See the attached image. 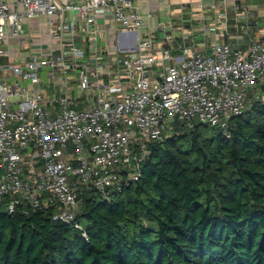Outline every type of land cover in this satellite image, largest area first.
<instances>
[{
  "label": "built area",
  "instance_id": "built-area-1",
  "mask_svg": "<svg viewBox=\"0 0 264 264\" xmlns=\"http://www.w3.org/2000/svg\"><path fill=\"white\" fill-rule=\"evenodd\" d=\"M13 1L23 7L0 0V205L9 214L52 206L55 219L81 227L84 193L109 198L139 179L149 141L197 123L227 128L264 86V35L251 36L248 3L235 24L240 42L250 37L243 48L200 39L193 20L206 18L204 1L159 36L141 33L134 0ZM230 1H213L210 29L217 32ZM66 9L79 21L66 20ZM39 15L58 44L10 59L9 32L20 36L23 20Z\"/></svg>",
  "mask_w": 264,
  "mask_h": 264
},
{
  "label": "trees",
  "instance_id": "trees-1",
  "mask_svg": "<svg viewBox=\"0 0 264 264\" xmlns=\"http://www.w3.org/2000/svg\"><path fill=\"white\" fill-rule=\"evenodd\" d=\"M149 148L139 179L84 193L81 227L0 205V264H264V98Z\"/></svg>",
  "mask_w": 264,
  "mask_h": 264
},
{
  "label": "crops",
  "instance_id": "crops-1",
  "mask_svg": "<svg viewBox=\"0 0 264 264\" xmlns=\"http://www.w3.org/2000/svg\"><path fill=\"white\" fill-rule=\"evenodd\" d=\"M12 3L13 9H21L23 6L15 4L13 0H9ZM63 5L69 3H81L85 0H57ZM199 1H204L206 4L205 13L206 18L202 21L199 18L193 20L194 31L199 33L201 40H206L209 44H212L216 40H226L232 42L235 46H241L247 48L249 45L250 37H247L245 41H239L236 37V22L237 11L240 8V4L248 3L251 14V36L261 37L264 35V0H237L236 2L230 1L232 6L228 10L227 18L220 16L218 20L217 32L210 29L215 23V18L212 17L214 8L212 7L213 1L220 2L221 0H134L135 5L138 7L145 19V26L141 28V33H146L147 30H151L155 34H163L164 26L170 28V20L174 18V21L181 22L180 16L184 15V18L189 17L192 8L198 5ZM63 16L66 20L75 18L79 21L78 13L73 10H65ZM101 26L102 22L99 23ZM110 30L107 40L111 43L114 40V31L116 25L110 20ZM24 29L20 36L8 35L7 48L10 52V59L18 55L28 56L32 52H36L41 48H50L58 44L57 40L52 37L47 24V17L45 15H39L33 18H25L23 20ZM190 27V24H189ZM103 39L106 37L101 36ZM76 40L85 45L91 46V41L81 33H77ZM264 88V86H263ZM257 94V93H256Z\"/></svg>",
  "mask_w": 264,
  "mask_h": 264
},
{
  "label": "rangeland",
  "instance_id": "rangeland-1",
  "mask_svg": "<svg viewBox=\"0 0 264 264\" xmlns=\"http://www.w3.org/2000/svg\"><path fill=\"white\" fill-rule=\"evenodd\" d=\"M160 34H158V36H159ZM92 46L93 45H91L90 46V48H92ZM254 93V94H253ZM257 93V95H260L261 97H263L264 98V88H263V86H260L259 88H258V90L257 89H255L254 91H252V93L250 94V96L252 97L253 95H255ZM249 96V97H250ZM250 103V102H249Z\"/></svg>",
  "mask_w": 264,
  "mask_h": 264
}]
</instances>
